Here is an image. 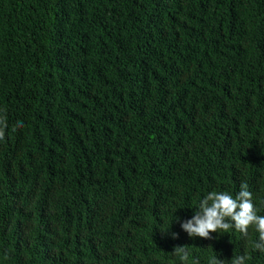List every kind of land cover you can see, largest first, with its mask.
I'll return each instance as SVG.
<instances>
[{
    "label": "trees",
    "instance_id": "16d2710c",
    "mask_svg": "<svg viewBox=\"0 0 264 264\" xmlns=\"http://www.w3.org/2000/svg\"><path fill=\"white\" fill-rule=\"evenodd\" d=\"M0 120V264H264V0H0Z\"/></svg>",
    "mask_w": 264,
    "mask_h": 264
},
{
    "label": "clouds",
    "instance_id": "9594fccd",
    "mask_svg": "<svg viewBox=\"0 0 264 264\" xmlns=\"http://www.w3.org/2000/svg\"><path fill=\"white\" fill-rule=\"evenodd\" d=\"M0 124H4V121L0 120ZM17 126L23 127L22 122H18ZM4 135L3 127H0V140L4 139ZM176 219L180 220L179 217ZM180 227L189 237L204 239H211L210 233H228L232 228L247 236L248 229L253 227L259 237L254 250L264 253V215L257 214L252 193L248 191L246 184L241 185L235 198L223 192L208 193L200 201L198 210L194 211L192 217L180 222ZM171 235L174 239L178 237L175 232ZM173 253L179 256L182 264H187L190 253L183 245L175 246ZM246 259V255L234 257L232 264H245ZM213 264L217 262L214 261Z\"/></svg>",
    "mask_w": 264,
    "mask_h": 264
}]
</instances>
